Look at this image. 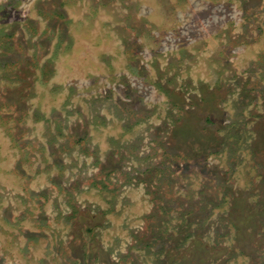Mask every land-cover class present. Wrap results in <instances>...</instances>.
Returning a JSON list of instances; mask_svg holds the SVG:
<instances>
[{
	"label": "rangeland",
	"instance_id": "obj_1",
	"mask_svg": "<svg viewBox=\"0 0 264 264\" xmlns=\"http://www.w3.org/2000/svg\"><path fill=\"white\" fill-rule=\"evenodd\" d=\"M0 264H264V0H0Z\"/></svg>",
	"mask_w": 264,
	"mask_h": 264
}]
</instances>
